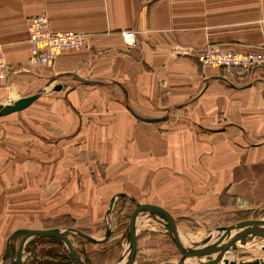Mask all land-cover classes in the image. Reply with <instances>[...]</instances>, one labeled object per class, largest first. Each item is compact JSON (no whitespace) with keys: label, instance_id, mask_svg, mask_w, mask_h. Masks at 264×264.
Here are the masks:
<instances>
[{"label":"crops","instance_id":"0c3cea01","mask_svg":"<svg viewBox=\"0 0 264 264\" xmlns=\"http://www.w3.org/2000/svg\"><path fill=\"white\" fill-rule=\"evenodd\" d=\"M37 14L88 45L30 67ZM212 44L263 48L264 0H0V54L12 67L0 103L40 100L0 115V264L16 229L69 218L97 230L103 218L95 239L111 234L121 199L180 218L264 208V69L201 65L196 53ZM40 247L28 264L58 263V248Z\"/></svg>","mask_w":264,"mask_h":264},{"label":"rangeland","instance_id":"374dc122","mask_svg":"<svg viewBox=\"0 0 264 264\" xmlns=\"http://www.w3.org/2000/svg\"><path fill=\"white\" fill-rule=\"evenodd\" d=\"M46 87L47 86L39 87L37 92H40V90L43 91L44 89L46 90ZM39 101L40 100H37L32 105L30 104L31 106L29 105L13 113L19 112L21 114H26L31 109H34ZM106 207L105 205L104 211H106ZM136 212H138L137 206L132 201L121 199L116 202L111 210V234L107 240L102 243H89L86 240L83 241L81 237L73 232H66V234L70 242L73 243L77 255L80 256L79 254H81V256H83L80 257L82 260L90 262V264H115L124 255L128 223L131 216ZM167 216L180 234L184 236L186 240H191H188L189 242L183 241L187 243V245L177 244L166 232L164 227L158 226L159 224H157L155 219L152 217H141L137 220V224H140L137 226V246L136 249H134L133 262L131 264H181L182 262L185 264H228L226 260H224L225 256L231 258L230 261L238 263L264 264V233L257 236L253 241L246 242L245 244H239L237 242L235 247H229L225 250L219 249L214 251L211 249L199 257H196L194 253L184 255L186 251L192 249V246H190L191 244H200L205 235L213 232L216 228L264 218V208L238 211L217 210L215 212L206 213L205 215H199L197 218ZM103 220L102 218L99 223H97V230H93V226L91 228L87 226L86 223H81L80 221L76 223L69 218L62 221L63 225L61 227H76L91 233L94 238H100L102 236L101 226ZM150 223L153 224L150 225ZM51 224L52 223L48 221L43 222L44 227L50 226ZM21 237L22 236H18L13 242L12 246L14 249H16L19 244V239H21ZM40 242L43 247H40L41 249L51 251L58 248L59 253L64 252L65 245H63L64 243L59 238H41ZM28 251L29 250H27L24 256L29 255V257L25 259L23 264H28L29 261L31 262L32 253ZM213 252H217L218 254H213ZM4 261L5 263L3 264H10L9 259ZM46 264L56 263L49 262Z\"/></svg>","mask_w":264,"mask_h":264},{"label":"water","instance_id":"95a60500","mask_svg":"<svg viewBox=\"0 0 264 264\" xmlns=\"http://www.w3.org/2000/svg\"><path fill=\"white\" fill-rule=\"evenodd\" d=\"M74 78L91 83L94 81H87L77 75H74ZM61 88V84H57L53 87L54 90H59ZM37 98V94H32L24 97H20L16 100H14L12 103L8 104H1L0 103V115H6L21 109H24L28 105L31 104L32 101H34ZM134 114V113H133ZM136 117H138L136 114H134ZM140 119L146 120V121H159V120H165L167 116H161V117H154V118H143L138 117ZM125 196L124 194L115 196L111 199L108 212L111 209L112 204L114 201L120 197ZM137 211L135 214H133L129 220L128 223V229L126 234V248L124 251V255L122 258H120L115 264H131L133 262V256H134V246H135V225L137 224V220L141 217H152L157 222H159L161 225L160 227H164L166 232L171 236V238L178 244H184L187 245V243H184L181 240V234L176 229V227L173 225V223L170 221L167 215H164L158 211H155L153 209H150L146 205L138 204L137 205ZM66 232H74L77 235L81 236L85 240L91 243H98L103 242L107 240V238L110 235V228H106V232L103 238L101 239H95L91 235L85 233L84 231L74 228V227H65V228H46V229H16L13 233L9 235L5 242V251L3 254V258L9 259L10 264H23L25 259L29 257V255H26L27 250L28 252L32 253V256H36V244L40 241L41 238H59L65 245L64 246V252L63 253H57L58 256L61 258L66 259H59L58 261L63 264H90L81 258H79L75 252L73 251L71 242L66 236ZM264 233V218L257 219L253 221H245L240 223L231 224L226 227H219L216 228L213 232L207 233L205 237L203 238V241L201 239L200 244H191L192 249H189L184 253V255L192 254L196 257H199L200 255L208 252L209 250H225L229 247H235L236 243L239 244H245L246 242L253 241L256 239L257 236ZM18 236H22L19 244L17 245L16 249L13 248V242L14 239ZM184 237V236H183ZM220 240V244H217V242ZM124 259V260H123ZM231 262V263H230ZM230 264H245L243 262H235V261H229ZM185 264V263H181Z\"/></svg>","mask_w":264,"mask_h":264},{"label":"built area","instance_id":"2783aa9c","mask_svg":"<svg viewBox=\"0 0 264 264\" xmlns=\"http://www.w3.org/2000/svg\"><path fill=\"white\" fill-rule=\"evenodd\" d=\"M28 65L52 66L56 56L65 51H78L88 45L87 35L75 31H53L45 14L27 18ZM128 44H134L132 31L122 33ZM201 65H213L224 69H264V47L251 50H234L221 45H207L196 53ZM12 67L0 54V83L5 81Z\"/></svg>","mask_w":264,"mask_h":264},{"label":"bare ground","instance_id":"6f19581e","mask_svg":"<svg viewBox=\"0 0 264 264\" xmlns=\"http://www.w3.org/2000/svg\"><path fill=\"white\" fill-rule=\"evenodd\" d=\"M146 222H147V221H146ZM139 224H140V223H139ZM139 224H136V225H135V230H136V228H137V226H138ZM148 224H149V223H148ZM152 224H153V223H150V225H152ZM154 224H156V223H154ZM157 224H159L158 226L160 227L161 224H160L159 222H157ZM135 230H134V231H135ZM179 233H180V232H179ZM180 238H181L182 241H186V242H189L188 240H191V239L186 240L185 237H183V236H181ZM195 240H196V239H195ZM217 244H220V240L217 242ZM125 248H126V246H125ZM125 248H124V250H125ZM213 254H218V253H217V252H213ZM230 259H231V258H229V257H227V256L224 257V260H226V262H227L228 264H229ZM123 260H124V259H123ZM216 263H217V262H216ZM217 264H218V263H217ZM246 264H247V263H246Z\"/></svg>","mask_w":264,"mask_h":264},{"label":"flooded vegetation","instance_id":"af4514ba","mask_svg":"<svg viewBox=\"0 0 264 264\" xmlns=\"http://www.w3.org/2000/svg\"><path fill=\"white\" fill-rule=\"evenodd\" d=\"M54 257H52L53 258V260L54 261H57L58 263H60L58 260L59 259H61V260H63V258H61L60 256H58V255H56V254H52ZM60 264H62V263H60Z\"/></svg>","mask_w":264,"mask_h":264},{"label":"trees","instance_id":"16d2710c","mask_svg":"<svg viewBox=\"0 0 264 264\" xmlns=\"http://www.w3.org/2000/svg\"><path fill=\"white\" fill-rule=\"evenodd\" d=\"M110 236V235H109ZM106 241V240H105ZM105 241H103V242H105ZM98 243H102V242H98ZM88 263H90V262H88ZM57 264V263H56Z\"/></svg>","mask_w":264,"mask_h":264}]
</instances>
